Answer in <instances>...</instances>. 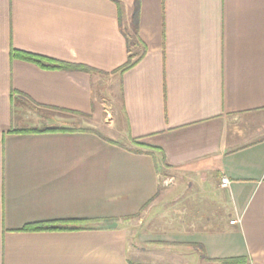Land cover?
<instances>
[{
  "label": "crops",
  "instance_id": "1",
  "mask_svg": "<svg viewBox=\"0 0 264 264\" xmlns=\"http://www.w3.org/2000/svg\"><path fill=\"white\" fill-rule=\"evenodd\" d=\"M229 259L264 264V0H0V264Z\"/></svg>",
  "mask_w": 264,
  "mask_h": 264
},
{
  "label": "trees",
  "instance_id": "2",
  "mask_svg": "<svg viewBox=\"0 0 264 264\" xmlns=\"http://www.w3.org/2000/svg\"><path fill=\"white\" fill-rule=\"evenodd\" d=\"M116 4L121 9L122 4L118 1H116ZM121 11V10H120ZM122 12L120 13V20H121ZM135 22L137 23L138 20V5L136 6V11L134 14ZM12 56L14 58L21 59L23 61H27L30 63H34L43 69L47 70H63V71H84V72H94L93 69L83 66V65H77V64H70L65 62L56 61L50 58L41 57L35 54L26 53L22 51H12ZM138 61H132V57L128 59V62L123 65L118 72H125L132 67H134ZM60 129H47V130H22L18 131V133H44V132H60ZM90 221H63V222H50V223H37V224H30L23 228L24 231H35V230H46V229H82L84 225L89 224ZM80 224V226H78ZM64 225V226H63ZM65 225L67 227H65ZM226 264H240L241 261L239 259H229L225 261Z\"/></svg>",
  "mask_w": 264,
  "mask_h": 264
},
{
  "label": "rangeland",
  "instance_id": "3",
  "mask_svg": "<svg viewBox=\"0 0 264 264\" xmlns=\"http://www.w3.org/2000/svg\"><path fill=\"white\" fill-rule=\"evenodd\" d=\"M100 129H102V127H100ZM102 131H104V130H102ZM106 133V132H105ZM172 184H170V186H171ZM195 193V192H194ZM193 194V193H192ZM187 196H189V194H187ZM193 196V195H192ZM191 196V197H192ZM183 198H186V196L185 197H183ZM187 199V202L185 203V206H183V207H181V211H186V210H188V211H190L191 209H194L195 207L196 208H198V204L199 203H201V200L199 199V197L198 198H196V197H193V198H189V197H187L186 198ZM159 201V199H157V200H155L152 204H150V206H148L147 207V209H145L144 210V212L143 213H146V212H148V211H151L152 209H155L156 208V203ZM195 205V206H194ZM190 206V207H189ZM194 206V207H193ZM190 209V210H189ZM154 213H156V211H154ZM186 213V212H185ZM145 228H148L147 227V224L144 226ZM136 229H141V226L139 225Z\"/></svg>",
  "mask_w": 264,
  "mask_h": 264
},
{
  "label": "built area",
  "instance_id": "4",
  "mask_svg": "<svg viewBox=\"0 0 264 264\" xmlns=\"http://www.w3.org/2000/svg\"><path fill=\"white\" fill-rule=\"evenodd\" d=\"M229 186V181L227 179L222 180V187L227 188ZM240 223V220L233 221L232 224Z\"/></svg>",
  "mask_w": 264,
  "mask_h": 264
}]
</instances>
